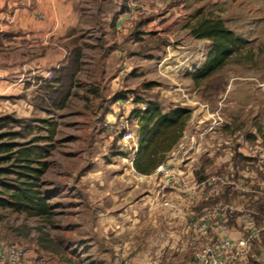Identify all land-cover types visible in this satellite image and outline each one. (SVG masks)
<instances>
[{"label": "rangeland", "instance_id": "1", "mask_svg": "<svg viewBox=\"0 0 264 264\" xmlns=\"http://www.w3.org/2000/svg\"><path fill=\"white\" fill-rule=\"evenodd\" d=\"M156 1L148 0L159 9L157 27L165 36L153 46L165 51H155L148 79L89 90L93 98L72 96L49 111L56 123L52 140H35L49 134L36 116L14 122L0 113V133L17 132L12 141L21 147L50 145L40 189L52 207L49 217H37L0 206V238L52 253L61 264H192L195 251L223 228L232 238L253 229L249 248L232 264H264V0ZM205 18H221L244 43L218 71L195 82L192 73L211 42L190 29ZM167 54L166 67L156 63ZM148 81L154 84L146 88ZM119 94L125 98L116 101ZM137 97L159 101L164 111H190L182 137L144 176L131 168L133 155L116 130L126 119L136 132L131 111L145 108Z\"/></svg>", "mask_w": 264, "mask_h": 264}, {"label": "crops", "instance_id": "2", "mask_svg": "<svg viewBox=\"0 0 264 264\" xmlns=\"http://www.w3.org/2000/svg\"><path fill=\"white\" fill-rule=\"evenodd\" d=\"M125 1L0 0V113L17 119L32 114L46 128L44 120L49 121V111L55 109L49 101H57L64 87L69 91L64 101H69L72 96L93 98L89 90L122 88L133 79H148L147 68L158 58L155 51H165L153 46L165 36L157 27L161 21L142 15L122 29L116 17ZM163 12L171 14L169 8ZM170 57L164 55L156 63L166 67ZM49 71L52 78L46 77ZM130 164L133 168L132 160ZM147 195L150 200L152 195ZM95 210L100 219L99 207Z\"/></svg>", "mask_w": 264, "mask_h": 264}, {"label": "trees", "instance_id": "3", "mask_svg": "<svg viewBox=\"0 0 264 264\" xmlns=\"http://www.w3.org/2000/svg\"><path fill=\"white\" fill-rule=\"evenodd\" d=\"M190 34L194 38L208 39L211 42L205 61L192 73V79L195 82L206 79L218 71L244 43L242 37L235 35L221 18L200 20L191 27ZM152 84H154L153 81H148L144 83V87L149 88ZM68 92L66 87L59 90L57 101H49L50 105L54 108L62 107ZM123 98H125L124 94L115 96V99ZM135 101L144 103L145 108L143 110L135 108L130 115L131 118L136 119L137 126L135 132L137 150L132 159V166L139 174H150L164 162L167 153L182 137L190 111L180 106L164 111L159 101L144 100L141 97H137ZM44 103L45 101H42L41 104L44 105ZM3 116L19 122V119L11 115ZM44 122L47 123L46 128L49 134L37 137L35 140L40 138L52 140L56 123L46 119ZM16 133H0V139L10 136L8 141L0 142V186L4 189L1 192L7 195L6 198L0 197V206L12 207L32 216L49 217L52 209L49 203L50 195L42 191L40 187L43 183L42 177L48 168L46 158L49 155L50 145L21 147V143L12 141ZM3 163L8 164L3 166ZM12 173L15 177L8 178ZM68 264L82 263L70 262Z\"/></svg>", "mask_w": 264, "mask_h": 264}, {"label": "built area", "instance_id": "4", "mask_svg": "<svg viewBox=\"0 0 264 264\" xmlns=\"http://www.w3.org/2000/svg\"><path fill=\"white\" fill-rule=\"evenodd\" d=\"M158 8L149 5L145 0H126L124 8L116 17V22L122 29L128 28L129 23L142 15L159 16ZM46 77L52 78L53 73L49 71ZM215 125L217 120H213ZM121 145L130 150L133 157L137 150V138L135 133L129 129L127 120L121 119L116 127ZM132 157V159H133ZM131 159V160H132ZM159 167L158 169H160ZM212 180L215 178L212 177ZM182 186L188 188V183L181 179ZM165 205H169L166 201ZM222 232L210 242L202 244L194 253L192 264H231L234 259L245 254L249 248L251 239L258 231L246 230L237 238H232ZM0 264H61L57 256L52 253L37 254L33 250L0 238Z\"/></svg>", "mask_w": 264, "mask_h": 264}]
</instances>
